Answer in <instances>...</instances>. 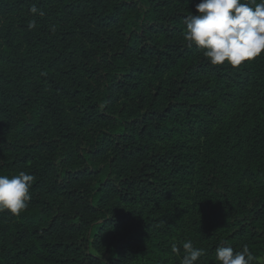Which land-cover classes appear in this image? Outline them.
I'll return each mask as SVG.
<instances>
[{
    "label": "trees",
    "instance_id": "1",
    "mask_svg": "<svg viewBox=\"0 0 264 264\" xmlns=\"http://www.w3.org/2000/svg\"><path fill=\"white\" fill-rule=\"evenodd\" d=\"M199 2L0 0V175L34 177L0 264H263L264 52L189 48Z\"/></svg>",
    "mask_w": 264,
    "mask_h": 264
},
{
    "label": "clouds",
    "instance_id": "2",
    "mask_svg": "<svg viewBox=\"0 0 264 264\" xmlns=\"http://www.w3.org/2000/svg\"><path fill=\"white\" fill-rule=\"evenodd\" d=\"M197 14L184 18L187 46L195 45L204 50L212 65L227 62L233 67L251 61L264 52V0H200L196 4ZM30 11L40 16L44 12L32 6ZM35 26L32 22L29 28ZM34 177L24 171L12 176L0 175V211L19 215L31 199L30 188ZM184 255L180 264H195L204 250L194 248L189 240L183 242ZM181 249L174 243L172 252L179 255ZM216 261L220 264H252L256 259L247 245L242 251L231 246L216 249Z\"/></svg>",
    "mask_w": 264,
    "mask_h": 264
},
{
    "label": "rangeland",
    "instance_id": "3",
    "mask_svg": "<svg viewBox=\"0 0 264 264\" xmlns=\"http://www.w3.org/2000/svg\"><path fill=\"white\" fill-rule=\"evenodd\" d=\"M262 262H263V264H264V256L262 257Z\"/></svg>",
    "mask_w": 264,
    "mask_h": 264
}]
</instances>
